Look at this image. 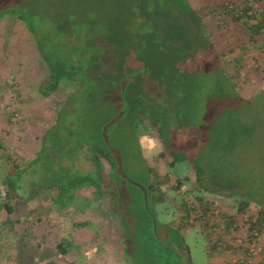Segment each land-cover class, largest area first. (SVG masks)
Instances as JSON below:
<instances>
[{
	"label": "rangeland",
	"instance_id": "rangeland-1",
	"mask_svg": "<svg viewBox=\"0 0 264 264\" xmlns=\"http://www.w3.org/2000/svg\"><path fill=\"white\" fill-rule=\"evenodd\" d=\"M21 1L34 12V23L39 30L46 29L52 34L58 31L60 39L84 24L93 34L98 30H106L107 37L112 27L121 25L125 27V31L131 26L139 27L133 25L132 13L142 10L141 4L144 2L148 3L151 9L149 11L160 31L165 32L166 38L170 39L166 41L174 51L187 55V62H184L182 68V100L174 99L177 103L173 100L177 116L174 123H177L178 130L183 127L188 134L190 140L186 145L197 154L205 169L208 183L214 186L215 190L209 195L216 199L218 205L222 201V194L243 196L251 201L247 210L249 214L257 216L260 210L258 205L264 207V99L259 98V93L252 95V92L262 90L264 71L261 72L262 75L260 72L255 74L252 62L247 60L246 69L241 72V79L253 86L242 91L225 83L221 77L224 73L223 64L218 62V65H215L216 63L207 60L208 57L216 55L219 59L220 54L231 47L228 42L240 37L237 31L230 33L228 25L216 29L218 20L213 15L212 6L215 3H227L229 0ZM224 58L222 57V61L225 64ZM39 61L40 53L23 23L14 17L0 21V141L6 148V151H0V154H9L24 168L36 157L42 143L48 148L46 158L29 169L25 175V196L47 180L51 174L49 165H54V161L55 165L69 166L72 173L78 167L83 174L93 170L90 160H87L88 155L90 157L87 145L82 149L80 146L91 141L92 131L102 128L108 120L118 116L116 113L120 101L119 88L108 85L106 81L99 85L96 80L98 86L91 88L87 95H82L79 101L69 104L74 110L65 108L60 112L73 90V85L64 82L56 95L42 97L38 88L47 79V72L40 68ZM225 73L230 72L227 70ZM124 81L128 82V79ZM135 89H127L129 97ZM224 94L227 97L223 98ZM12 105H16L20 113L21 118L18 121H12L10 118L8 107ZM49 131L52 135H47L46 141L43 142V137ZM135 133H132L127 119H122L110 127L109 138L112 147L122 154L123 169L130 180L137 184H146L147 167L158 169L160 174L167 171L165 163L156 159L163 146L156 131ZM175 133L177 134L176 131ZM53 146L61 149L59 154L51 149ZM63 168L58 167L57 171L62 173L65 171H61ZM171 184L176 185L174 177ZM123 186L134 195L140 194L136 187L126 182ZM79 196L86 195L80 192ZM23 204V200H17L18 211L23 212ZM51 204V198L45 196L28 202L30 210H35V213L22 219L20 226H15L13 232L7 230L5 241L0 245L3 252L0 255V264H10L12 254L15 253L14 245L22 239V234L26 235L21 243L23 251L30 253L35 245L40 244L39 254L42 257L50 254L48 251L54 255L56 240L60 235L77 240L81 245L77 251L67 257L59 255V262L63 264H125L121 250L124 247L117 238L119 220H113L109 216L110 206L106 205L104 210L92 213L91 211L97 208L95 203L84 215L73 208L58 211ZM160 209L163 212L165 206H160ZM42 213L44 216L39 222L38 214ZM220 213L218 208L214 215L217 217ZM135 214L132 212L128 218L133 223H138L141 220ZM215 216L212 219L214 221L217 220ZM3 218L4 214L0 213V223ZM84 219L92 220L96 228L103 229L108 236L112 235L108 237L110 242H104L103 239L98 242L93 231L72 226L75 221ZM164 220L170 221V215L158 216V221ZM247 221V217L243 218L238 223V231H234L231 237V243L235 246H247V257L244 253L238 254V257H216L213 258L214 264H234L239 259L243 260L244 264H264V230L257 233V238L245 240L243 235L249 228V223L245 224ZM162 231L160 227L159 233ZM190 240H193V236ZM128 245V251L139 256L135 239L129 241ZM96 250H100L99 253ZM194 253L199 259L202 258L199 248L196 247ZM230 257L233 261L228 259ZM134 262L139 263L137 258ZM37 264H47V260H43V263L38 261Z\"/></svg>",
	"mask_w": 264,
	"mask_h": 264
},
{
	"label": "trees",
	"instance_id": "trees-1",
	"mask_svg": "<svg viewBox=\"0 0 264 264\" xmlns=\"http://www.w3.org/2000/svg\"><path fill=\"white\" fill-rule=\"evenodd\" d=\"M24 4L21 0H0V21L17 18L33 37L35 48L40 53L39 66L47 72V79L38 88L41 96L56 95L64 82L73 85V90L60 111L62 112L65 108L74 110L69 104L79 101L82 95H87L91 88L98 86L102 81L119 88L120 101L116 114L124 112L119 121L127 119L134 134L137 131H156L163 146L156 159L165 163L167 171L160 174L158 169L147 167L146 184H139L140 186L130 180L125 171L127 178H124L118 172V162L103 136L104 126L112 119L102 128L92 131L91 141L80 146L82 149L87 145L90 153L87 160H90L93 170L83 174L76 166L78 168L72 173L69 166L55 165L54 161L55 166L49 165L51 174L47 180L37 185L38 188L27 196L23 189L25 175L29 169L46 158L48 148L42 143L36 157L24 168L9 154H0V188L3 187L6 193L3 198L0 192V213L5 216L0 223V245L5 241L7 230L13 232L15 226H20L22 219L35 213V210H30L28 202L45 196L51 198V206L58 211L71 207L86 215L95 203L97 208L93 209L92 213L104 210L106 205L110 206L109 216L113 220H119L120 242L124 247L121 250L124 252L125 264H136V258L138 264H214L213 258L216 257H238L243 253L247 257V246H235L231 243V237L234 231H238V223L247 217L245 224L249 223V228L243 235L244 239L251 241L257 238V233L264 230V207L259 204L260 210L257 216H253L247 211L251 201L243 196L222 194V201L218 205L216 199L209 195L215 190L214 186L208 183L205 169L197 154L187 147L186 144L190 140L188 134L183 127L178 130L177 123H174L177 116L173 100H182V68L184 62H187V55L174 51L168 43L170 39L166 38L165 32L160 31L152 17L148 3L144 2L141 4L142 10L132 13L131 21L134 24L130 21L131 25L136 24L139 27L130 25L131 28L127 31L121 25L112 27L107 37L106 30H98L93 34L84 24L76 31H70L68 36H61L63 39H60L58 31L52 34L46 29L39 30L34 23V12ZM212 7L214 14L210 13L218 20L216 29L228 25L229 32L237 31L240 37L228 42L231 47L220 54L219 59L216 55L208 57L207 60L216 63L215 65H218V62L223 64V72H230L221 75L225 83L245 91L246 87L253 84L242 80L241 72L246 69L247 58L249 59L253 46L260 49L264 30L262 0H229L223 4L215 3ZM222 57H225V64ZM253 72H259V69H253ZM127 79L126 89L122 90V83ZM128 88H137L131 97L127 92ZM257 93L260 99H264V87L262 90L253 91L252 95ZM225 97L226 94L223 95V98ZM174 103L177 101L174 100ZM50 134V131L45 134L43 142ZM51 149L57 154L61 150L54 146ZM0 151H6L1 141ZM58 167H64L61 171H65L58 172ZM173 177L176 185L171 184ZM125 182L136 187L140 194L134 195L126 191L123 186ZM80 192L86 196H79ZM17 200H23V212L16 208ZM162 205L165 206L163 212L160 209ZM218 208L221 213L216 217L214 214ZM132 212L140 217L139 224L128 218ZM161 214L170 215L171 220L158 221ZM38 215V221L41 222L44 213ZM214 216L216 221L212 220ZM94 224L92 220L84 219L75 221L72 226L80 230L89 229L94 232V238H97L98 242L102 239L107 242L105 231L96 228ZM160 227L163 231L159 233ZM21 236L22 239L14 245L15 253L12 254V259L10 258V264H37L45 259L47 264H56L61 260L59 255L70 256L81 247L77 240L60 235L56 240L54 255L48 251L50 254L42 257L39 254L40 244L35 245L30 253L23 251L21 243L26 235ZM191 236L193 240H190ZM134 239L139 256L128 251L129 241ZM196 247L202 253L201 259L195 256ZM1 253L3 254L2 249L0 255ZM228 259L233 261L232 257ZM237 261L234 264H244L241 259Z\"/></svg>",
	"mask_w": 264,
	"mask_h": 264
},
{
	"label": "crops",
	"instance_id": "crops-1",
	"mask_svg": "<svg viewBox=\"0 0 264 264\" xmlns=\"http://www.w3.org/2000/svg\"><path fill=\"white\" fill-rule=\"evenodd\" d=\"M237 1L241 2L242 0H237ZM262 5L264 6V0H262ZM262 33H263V35L261 36L262 39L260 40L261 41V43H260L261 46L259 47L260 49H258L254 45L253 49L251 50V52L249 54V56H250L249 59L247 58V60H250L252 62V64H251L252 65V69H256V68L259 69L260 74H261V72L264 71V30L262 31ZM233 38H235V36ZM259 72H255V74H257ZM263 76H264V73H263ZM263 87H264V83L262 84V88ZM70 208H69V210H70ZM64 210H66V209H64ZM64 210H62V211H64ZM56 264H63V263H60L59 261H57Z\"/></svg>",
	"mask_w": 264,
	"mask_h": 264
},
{
	"label": "water",
	"instance_id": "water-1",
	"mask_svg": "<svg viewBox=\"0 0 264 264\" xmlns=\"http://www.w3.org/2000/svg\"><path fill=\"white\" fill-rule=\"evenodd\" d=\"M127 85V81L123 82L122 84V89L124 90L125 87ZM124 116V112L120 113L116 118H114L113 120H111L110 122H108L104 128H103V136H104V140L106 142V144L108 145V147L110 148L112 154L115 156L117 162H118V172L124 177V178H127V175L124 173V170H123V165H122V158H121V153L117 150H115L111 144H110V140H109V136H108V131H109V128L117 123L122 117ZM139 185V184H138ZM140 186V185H139Z\"/></svg>",
	"mask_w": 264,
	"mask_h": 264
},
{
	"label": "built area",
	"instance_id": "built-area-1",
	"mask_svg": "<svg viewBox=\"0 0 264 264\" xmlns=\"http://www.w3.org/2000/svg\"><path fill=\"white\" fill-rule=\"evenodd\" d=\"M8 110L10 111L12 121H18L21 118L20 113L16 108V105H12L8 107ZM0 192H1V196L5 198L6 193L3 187L0 188Z\"/></svg>",
	"mask_w": 264,
	"mask_h": 264
},
{
	"label": "flooded vegetation",
	"instance_id": "flooded-vegetation-1",
	"mask_svg": "<svg viewBox=\"0 0 264 264\" xmlns=\"http://www.w3.org/2000/svg\"><path fill=\"white\" fill-rule=\"evenodd\" d=\"M119 231V230H118ZM109 236H112V235H109ZM108 235H107V238L109 237ZM120 236H121V234H120V231H119V236H117V238L119 239V242H120ZM110 241H109V239H108V241H107V243H109ZM121 243V242H120ZM123 254H124V252H123Z\"/></svg>",
	"mask_w": 264,
	"mask_h": 264
}]
</instances>
